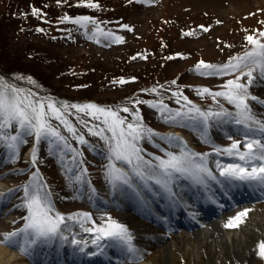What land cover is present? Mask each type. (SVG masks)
Segmentation results:
<instances>
[{
	"label": "rangeland",
	"instance_id": "rangeland-1",
	"mask_svg": "<svg viewBox=\"0 0 264 264\" xmlns=\"http://www.w3.org/2000/svg\"><path fill=\"white\" fill-rule=\"evenodd\" d=\"M85 17L88 19H82ZM260 32H264V0H0V81L5 77L11 84L27 85L18 82L31 78V73L36 77L33 81L45 80L56 86L59 93L70 96H53L55 99L90 98L95 102L58 103L60 107L68 106L59 109L62 119L50 113L46 117L62 129L65 139L42 137L29 159L26 154L35 141L34 135L26 130L18 132L15 123L0 129V136L7 132L9 137L20 136L15 149H9L7 137L0 140V204L14 206L7 217L0 216V238L25 227V188L31 192L43 185V191L50 194L51 215L64 217L56 236L32 243L34 237L29 231L13 238L12 245L23 257L37 247L47 246L43 254L47 261V253L55 254L54 250L64 245L83 244L88 239L93 243L101 236L97 229L102 226L108 230L112 222L121 225L115 216L123 210L114 208V212L106 214L92 209L83 191L90 189L92 182L103 180L112 184L116 197L122 196L127 184H132L125 173L121 179L116 178L122 172L114 163L125 164L133 175L141 173L144 165L160 167L161 161L169 160L168 154L183 157V153H190L195 162L199 156L220 158L221 167L235 163L236 155L228 156L215 149L228 148L233 141L245 143L241 141L245 135L240 132H225L228 124L237 125L233 116L238 109L225 97L209 93L225 91L227 81L240 76V71L254 68L247 91L249 97L257 99H248L247 104L250 113L264 117V94H257L264 91V76L251 63L229 74H207L209 70L198 71L197 65L201 61L217 67L228 64L232 57L251 50L245 37L258 38ZM59 67L64 76L68 75L65 79L54 76L53 71ZM12 78L19 81H11ZM240 82L247 84V78L241 76ZM48 103L43 102L46 113ZM87 104L104 109L110 104L126 123L138 122L154 133L144 132L137 141L142 161L133 160L129 166L117 160L109 152L107 138L111 133L107 130L103 132L104 139L91 134L89 130L99 132L105 128L104 117L95 119L71 107ZM193 107L206 114L226 111L231 116H209L204 121L192 111ZM177 112L181 115L177 116ZM62 113L106 153L81 142L74 130H68ZM217 128L224 133H211ZM162 171L165 173V169ZM166 171L170 176L178 172L171 168ZM125 178L128 183H124ZM85 213L88 218L82 215ZM8 221L14 222L12 226ZM141 227L133 231V226H125L133 232V238L138 231L143 232ZM103 239L105 236L99 241ZM257 263L264 264L259 254L253 264Z\"/></svg>",
	"mask_w": 264,
	"mask_h": 264
},
{
	"label": "snow or ice",
	"instance_id": "snow-or-ice-1",
	"mask_svg": "<svg viewBox=\"0 0 264 264\" xmlns=\"http://www.w3.org/2000/svg\"><path fill=\"white\" fill-rule=\"evenodd\" d=\"M94 7L95 5H89ZM35 11V10H34ZM67 19V17H65ZM87 20L88 18H82ZM77 23L80 20L76 21ZM206 30V29H205ZM120 38H117L119 41ZM247 43L251 45V50L246 51L243 56L232 57L228 64L217 67L214 65H207L201 61L197 65V70L207 69L209 70L207 74H229L230 72L240 71L242 66L247 67L249 63L255 65L257 68L261 70V75L264 76V32H260L258 34V38L253 35H248L245 37ZM254 68H249L247 72L240 71V76H237L233 80H229L223 86L225 91L217 92V93H209L210 95L223 96L228 100L229 103L234 104L238 109L237 116L242 117L241 119H237L235 122L237 124H243L245 128H248L247 121H252L253 123H258L252 115L250 114V109L248 108L247 100L248 99H257L256 97H249L248 95V85L252 83L253 80V71ZM201 74H206L201 72ZM244 76L247 78V84L241 83L240 78ZM123 83V81H121ZM205 92L208 90L205 89ZM45 105L40 101H32L30 97L23 93L21 90L11 87L7 84H4L0 81V129H4L5 127L15 123L18 125L19 130H26L28 134H35L36 139L39 140L45 136H56L58 139L60 138L57 131L48 124L46 116L50 113L55 116L57 119H62L60 115V110L57 109L52 103L47 104L46 113L44 111ZM62 108H66L68 106L62 105ZM72 108H76L80 112H87L88 115L93 116L95 119H100L101 116L104 117L102 123L105 128L101 129L99 132H94L89 130L93 135H99L102 139L103 132L107 130L111 133V136L108 137L109 141V152L115 156L117 160L124 161L129 166H132L133 160L142 161L143 158L139 155L140 149L137 147V141L142 137L144 132H149L150 130H146L139 124L126 123V121L120 117H118L117 113L110 110L99 108L93 104H87L83 106L79 105H71ZM124 112H128L127 108L123 109ZM192 111L199 113L200 117L203 118L204 121H207L209 116H216L217 118L224 116H231L230 113L226 111H221L219 113H203L200 112L199 109L193 107ZM177 116L181 115L179 112L176 113ZM136 120L139 121V117H136ZM65 125H67V121H64ZM69 131H73L70 127H68ZM259 131L264 133V124H259ZM153 134L154 133H150ZM247 136L248 133H245ZM164 139L163 137H161ZM5 139V137L0 136V140ZM10 143L8 144L9 149H15L16 141L20 139L19 135L11 136ZM168 139H179V138H168ZM81 142H83L81 138ZM245 151H239L240 142L233 141L230 147L220 149L216 148L217 152H224L228 156L236 155L242 163H231L224 165L221 167L217 164V167L220 170L221 176H225L229 179H235L239 181H256L260 185H264V141L256 138H249L243 144ZM169 155V160L167 162L161 161L160 167L165 169V174L167 173V169L171 168L175 171H184L183 158ZM188 154L185 152L183 156H187ZM33 160H35V156H33ZM139 166L137 165V168ZM206 171V169H201ZM137 175H141L139 171L136 173ZM123 173L117 175V179H121L123 177ZM36 174H34L35 178ZM151 178V177H149ZM160 183L159 180L156 181ZM124 183H128V180L125 178ZM44 186L41 185L36 187L33 191L29 192L27 188H25L26 193V207L28 210V216L25 217L27 223L23 229H20L19 232H12L4 235L0 238V243H4L6 246H12L13 238L17 237L20 232L28 233L31 231L34 239L32 243H35L36 240L40 238H49L56 236L58 234V230L60 225L64 221V217L56 214L55 216L51 215L53 209L50 204V194L43 191ZM248 210H244L243 212L238 213L234 218H232L226 227H236L239 223L242 222V217L247 215ZM85 218H88V214H82ZM71 219V217H69ZM87 231H91L92 229H86ZM97 231L101 234V236H97L95 240H93V244L97 243V240L101 239L102 236L109 238H118L125 243H129L131 237L128 234L127 229L123 225L116 224L112 222L108 226V230H106L103 226L97 229ZM76 243V241H73ZM259 255L264 257V242L258 245ZM20 251H24L23 248L19 249ZM83 251V249H81Z\"/></svg>",
	"mask_w": 264,
	"mask_h": 264
},
{
	"label": "bare ground",
	"instance_id": "bare-ground-1",
	"mask_svg": "<svg viewBox=\"0 0 264 264\" xmlns=\"http://www.w3.org/2000/svg\"><path fill=\"white\" fill-rule=\"evenodd\" d=\"M4 82V80H2ZM19 90L24 92L25 94L32 95L33 97L40 98L38 94L33 93L27 87H20ZM260 92L264 94V91H258V96ZM252 117L258 123H253L251 120L247 121L248 128H245L243 124L239 125L241 129H245L249 131V129L253 130V136H261L259 139L264 141V133L259 131V124H263L264 117L262 115H255L253 112L250 113ZM235 118L241 119L242 117L237 116L235 113ZM259 117V118H258ZM138 124V122H136ZM225 132H236L237 129L233 127L232 124H228ZM238 132H241L240 130ZM211 133H224L220 129H215V131H211ZM209 134L208 132L205 134ZM187 138V137H186ZM185 138V139H186ZM31 149V148H30ZM187 156H183V165L184 171L174 174L173 180L170 182L172 188L176 193L187 197L189 193H191V187L187 180V176L185 175V171L189 166H192L191 162L195 161V157H191L192 154L187 153ZM27 158H30V151L26 154ZM195 158V159H194ZM207 167L217 168V172L220 173L217 164L220 165L219 160L208 157L205 159ZM190 163V164H189ZM189 164V165H187ZM202 164L194 167L193 171L190 169L191 175L199 176L202 175L200 170L202 169ZM154 172L153 167L144 166V171L142 174L147 173L148 175H152ZM192 172V173H191ZM146 174H144L145 176ZM204 177V175H203ZM219 179H222L219 174L216 175ZM205 178V177H204ZM203 178V179H204ZM196 180V179H195ZM194 180V181H195ZM199 182V181H198ZM252 184L250 183H247ZM1 186V185H0ZM136 193V200L139 204L142 203V195L140 192L137 193V189L128 191V196L124 197L126 193L122 195L125 200L124 206L120 208L121 212L116 214L115 218L118 219L121 225L125 226H133L136 229L139 225H142L141 231L137 232L134 237V242L130 244H137L139 242L142 243V247H137L135 249V253H127L123 254L122 261H134L132 264H253L255 260V256L259 253L258 245L264 242V200L262 203L253 204L251 209L247 212L245 217H242V222L239 223L236 227L227 228L225 225L226 221H228L229 212L223 211L218 218L212 222L209 226L206 225L204 227L195 228L193 226L192 230L187 233H175L173 232L171 227H166V232L161 233V230L152 229L153 227H149V225L145 224L142 220L139 219L138 214L140 213L137 208H134L132 204V193ZM260 194H263L264 191H258ZM120 210L119 208H117ZM106 214L111 211H104ZM234 218V217H233ZM142 221V222H140ZM153 226L157 227L165 224V222H161L160 224L157 221H153ZM12 226V223L9 224ZM139 230V229H136ZM157 230V231H156ZM129 232V236L131 233ZM111 240L105 239L103 243L109 244ZM48 244V242H47ZM85 244L88 245L89 248L93 247V244L88 239L85 241ZM41 247V246H40ZM42 247H45L44 245ZM66 248V245H65ZM16 249V251H15ZM17 247L6 246L4 243H0V264H34L33 257H23L19 255L20 253L17 251ZM45 251V248H43ZM54 250V253L49 254L53 261L55 259H59L61 256L59 253ZM146 252H150L147 253ZM92 253V251H91ZM64 250L63 256L66 258L73 259L74 256H69ZM125 255V256H124ZM264 258V257H261ZM138 261V262H135ZM36 264V263H35ZM102 264H114V262H102ZM118 264V263H116ZM129 264V263H127ZM258 264V263H257Z\"/></svg>",
	"mask_w": 264,
	"mask_h": 264
},
{
	"label": "trees",
	"instance_id": "trees-1",
	"mask_svg": "<svg viewBox=\"0 0 264 264\" xmlns=\"http://www.w3.org/2000/svg\"><path fill=\"white\" fill-rule=\"evenodd\" d=\"M49 61H46L45 64H47V63L50 64ZM59 66L61 67V64H59ZM60 67L58 69L54 70L53 71L54 72L53 74H54V76L56 75V77L59 78V79L60 78L61 79H65V77H67L68 75L67 76L66 75L64 76L63 72H61ZM28 74L31 75L32 77L31 78H23L20 81L18 79H15V78H12L10 80L11 81L13 80L14 82L19 81L18 83H22V84L25 83V84L31 86L32 88H35L36 90H38L39 92H41L43 94L48 93V94H50L52 96H55V97L58 96V97H62V98L70 97L68 95H64V94L59 93L56 86L54 87L52 85H49L45 80L44 81L42 80L41 82L40 81H35V80L33 81V77H35V75L34 74H31V73H28ZM22 131H24V130H22Z\"/></svg>",
	"mask_w": 264,
	"mask_h": 264
}]
</instances>
